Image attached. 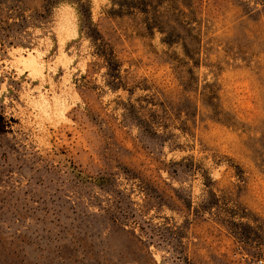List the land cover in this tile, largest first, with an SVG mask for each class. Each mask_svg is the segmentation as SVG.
Segmentation results:
<instances>
[{"label": "rangeland", "instance_id": "obj_1", "mask_svg": "<svg viewBox=\"0 0 264 264\" xmlns=\"http://www.w3.org/2000/svg\"><path fill=\"white\" fill-rule=\"evenodd\" d=\"M264 257V0H0V264Z\"/></svg>", "mask_w": 264, "mask_h": 264}, {"label": "built area", "instance_id": "obj_2", "mask_svg": "<svg viewBox=\"0 0 264 264\" xmlns=\"http://www.w3.org/2000/svg\"><path fill=\"white\" fill-rule=\"evenodd\" d=\"M255 264H264V257L256 259Z\"/></svg>", "mask_w": 264, "mask_h": 264}]
</instances>
